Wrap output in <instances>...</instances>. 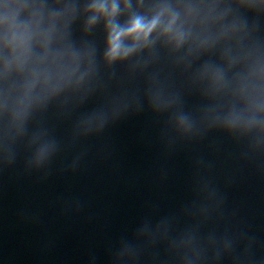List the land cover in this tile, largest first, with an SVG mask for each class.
<instances>
[{"label": "water", "instance_id": "1", "mask_svg": "<svg viewBox=\"0 0 264 264\" xmlns=\"http://www.w3.org/2000/svg\"><path fill=\"white\" fill-rule=\"evenodd\" d=\"M91 2L0 0V99L6 83L12 86L14 97L21 94L36 58L44 52L41 34L53 24L51 51L92 49L98 68L97 86L79 107L57 110L56 101L48 106L43 119L61 150L47 173L27 172L23 151L11 167L0 170V264H110L121 238H130L145 221L155 224L190 202L194 162L199 158L214 165L215 182L225 198L226 220L254 237L255 254L264 256V172L238 159L247 141L237 144L212 134L200 143L167 150L159 140L162 121L146 107L139 113L130 110L99 136L73 140L78 118L103 107L110 96L142 95L144 77L157 68L172 78L185 98L200 95L196 89L189 90L188 82L213 65L225 71L230 88L246 87L244 96L235 100L239 107L253 100L264 102V6L239 7L240 0H131V11L139 12L162 2L228 5V15L208 31L219 32L234 22L243 31L191 54H187V45L172 52L158 43L143 75L130 78L127 63L112 68L104 64V23L86 27L90 15L86 8ZM193 28L200 30L198 25ZM186 54L187 59L178 62ZM148 55L147 50L141 53ZM48 67L46 62L42 69ZM112 71L115 76L109 79ZM187 102L194 105L198 101L191 97ZM202 103L213 104L216 99L204 97ZM77 158L78 165L71 170ZM212 227L219 235L223 223L206 226L205 231ZM227 255L218 264H229ZM157 264H166L163 248Z\"/></svg>", "mask_w": 264, "mask_h": 264}, {"label": "clouds", "instance_id": "2", "mask_svg": "<svg viewBox=\"0 0 264 264\" xmlns=\"http://www.w3.org/2000/svg\"><path fill=\"white\" fill-rule=\"evenodd\" d=\"M238 6L259 8L264 3L240 0ZM131 8V0H123V6L120 0H92L86 8L90 13L88 29L101 20L104 23V64L112 68L127 63L130 78L143 75L153 62L158 43L172 52H179L187 45V54H191L243 31V26L235 22L222 26L219 32L208 31L228 15L229 6L222 7L219 3L162 2L152 5L148 12L131 11ZM124 13L128 15L121 20ZM194 25L200 30L194 31ZM54 32L53 24L41 34L44 52L36 58V67L21 94L14 97L12 86L5 84L0 99V170L11 167L23 151L27 153L25 170L46 174L61 150L60 142L43 119L49 104L56 101L57 110L79 107L97 86L94 51H51L49 45ZM146 50L149 55L141 56ZM187 54L178 62L186 60ZM46 62L49 67L42 69ZM113 76L114 71L109 73V79ZM188 88L200 91V95L185 98L172 78L163 76L157 68L144 77L142 95L110 96L103 107L78 118L73 140L99 136L130 110L139 113L146 107L162 121L159 140L165 149L200 143L209 135L221 134L233 143L247 141V149L239 153L238 159L264 172V116L261 115L264 102L253 100L246 107H239L235 100L244 96L246 87L230 88L225 71L213 65L204 67L188 82ZM66 92L69 94L61 95ZM191 97L198 102L189 105L187 100ZM204 97L215 98L216 103L204 105ZM78 162L79 158L75 159L70 169L75 170ZM213 169L214 165L203 158L195 160L190 202L155 224L145 221L130 238H121L110 255V264H157L160 248L166 254V264H218L224 253H228L225 259L229 264H264V256L254 252L255 238L226 220L225 198L215 182ZM181 223L184 226L178 227ZM217 223H223L219 235L215 227L205 231L206 226Z\"/></svg>", "mask_w": 264, "mask_h": 264}]
</instances>
